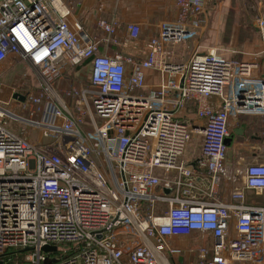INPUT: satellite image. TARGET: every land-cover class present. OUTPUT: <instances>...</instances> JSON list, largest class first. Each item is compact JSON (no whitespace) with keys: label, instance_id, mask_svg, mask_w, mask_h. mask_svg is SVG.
Here are the masks:
<instances>
[{"label":"built area","instance_id":"1","mask_svg":"<svg viewBox=\"0 0 264 264\" xmlns=\"http://www.w3.org/2000/svg\"><path fill=\"white\" fill-rule=\"evenodd\" d=\"M174 2L141 58L109 52L123 46L115 19L98 21V39L70 24L65 0H0V65L25 64L39 83L0 98V264H264V207L247 200L264 193V162L221 194L237 174L231 122L264 116V78L212 50L178 62L208 2ZM127 33L136 43L141 28ZM194 234L198 246L175 241Z\"/></svg>","mask_w":264,"mask_h":264},{"label":"rangeland","instance_id":"2","mask_svg":"<svg viewBox=\"0 0 264 264\" xmlns=\"http://www.w3.org/2000/svg\"><path fill=\"white\" fill-rule=\"evenodd\" d=\"M207 14L208 27L175 50V54L178 56L176 60L186 62L195 52L212 50L227 59L255 63L258 66L256 73L261 76L264 72V35L258 22L264 16V0H208ZM117 50L123 51L120 47ZM78 76L79 85L87 83L88 70L80 71ZM35 77V71L25 64L6 62L0 65V98L5 101L10 100L13 90L37 93L39 83ZM155 83L158 84V82L153 84ZM188 116L190 121H195L191 112ZM262 118L264 116H255L249 117L247 120L254 121ZM239 127H243L241 123ZM243 138V142L247 145L249 141L246 137ZM239 141L242 142V139ZM198 151L199 140H196L190 144L188 155H193ZM228 152L236 173L248 166L249 163H245L247 159L249 160L253 154H257V151L253 152L249 145L240 147L236 144L229 147ZM241 185L242 176L237 173L232 187L239 188ZM199 238L200 235L197 234L188 240L189 243L179 242L185 247H192Z\"/></svg>","mask_w":264,"mask_h":264},{"label":"crops","instance_id":"3","mask_svg":"<svg viewBox=\"0 0 264 264\" xmlns=\"http://www.w3.org/2000/svg\"><path fill=\"white\" fill-rule=\"evenodd\" d=\"M72 8L73 15L70 18V24L75 27L77 24L82 25L83 29L90 35L98 39L103 38V34L98 28L99 20L115 19L118 26V38L123 45V53L127 56L145 57L147 55V44L151 38L157 37L159 34L160 26L166 22H173L177 19V9L174 0H65ZM208 2V0H207ZM130 24H138L141 28V35L136 43H131L128 37V27ZM117 48L110 49L109 52L116 51ZM264 78V72L261 75ZM158 77L156 73L148 74V86H156ZM210 103L215 105L216 99H210ZM249 117H241L238 120L231 122V131L233 139L229 140L231 147L233 144L236 146H251L253 154L245 163L264 162V118L254 121H248ZM240 123L243 127H239ZM236 132H241V135H236ZM249 141L246 145L243 142L244 138ZM242 139V142L239 141ZM239 142V143H238ZM239 151L238 149L236 150ZM262 151V152H260ZM241 160H244L241 158ZM229 158L227 159V166L229 173H234L235 168ZM229 182H223L221 187V194L224 198L229 197L232 189ZM247 200L260 207H264V193L255 194L253 192L247 193ZM197 235V234H194ZM193 235V236H194ZM191 237H182L177 241L178 246L181 248H188L179 241L188 242ZM199 239L196 241L198 242ZM174 241V240H173ZM194 244L198 246L199 244ZM189 243V242H188ZM188 245V244H187Z\"/></svg>","mask_w":264,"mask_h":264},{"label":"water","instance_id":"4","mask_svg":"<svg viewBox=\"0 0 264 264\" xmlns=\"http://www.w3.org/2000/svg\"><path fill=\"white\" fill-rule=\"evenodd\" d=\"M22 100H24V98H22ZM181 118L187 119V118H189V116L188 115H182ZM195 126H197V124H195ZM236 135H241V132H236ZM227 145L228 146L230 145V141H227Z\"/></svg>","mask_w":264,"mask_h":264},{"label":"trees","instance_id":"5","mask_svg":"<svg viewBox=\"0 0 264 264\" xmlns=\"http://www.w3.org/2000/svg\"><path fill=\"white\" fill-rule=\"evenodd\" d=\"M73 81H75V83H77L78 84V80L77 79H75V77L73 76Z\"/></svg>","mask_w":264,"mask_h":264}]
</instances>
